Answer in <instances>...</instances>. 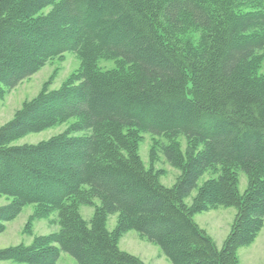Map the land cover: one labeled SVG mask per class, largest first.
Here are the masks:
<instances>
[{
    "label": "trees",
    "instance_id": "16d2710c",
    "mask_svg": "<svg viewBox=\"0 0 264 264\" xmlns=\"http://www.w3.org/2000/svg\"><path fill=\"white\" fill-rule=\"evenodd\" d=\"M67 51L80 68L0 127V198H11L0 233L28 204L31 220L57 212L60 230L0 249V264H58L61 252L145 264L119 247L131 229L173 264H238L264 226V0H0V104ZM73 118L46 140L12 144ZM146 133L181 170L174 185L145 167ZM207 171L215 176L200 185ZM86 204L96 206L90 221ZM220 205L237 209L222 248L195 220Z\"/></svg>",
    "mask_w": 264,
    "mask_h": 264
},
{
    "label": "rangeland",
    "instance_id": "374dc122",
    "mask_svg": "<svg viewBox=\"0 0 264 264\" xmlns=\"http://www.w3.org/2000/svg\"><path fill=\"white\" fill-rule=\"evenodd\" d=\"M48 10V9H47ZM31 43L41 46L42 41L32 39ZM99 65L103 69H110L116 66L112 59H101ZM81 66V60L74 51H67L64 55L52 58L43 65L36 73L22 81L17 87L9 91L0 104V127L12 119L16 112L22 108L23 104L39 95L45 88L52 90L59 88L73 73ZM75 118L54 125L39 132H31L16 139L12 144L38 143L54 135L65 131ZM87 131L76 133L82 135ZM166 142L165 140H162ZM184 152L187 151L188 144L184 137L180 138ZM154 138L149 133L142 136L139 143V154L147 169L152 168L159 172L160 181L166 186H172L181 174L178 167L171 165L163 152L157 151L153 146ZM215 176L211 171H207L199 179L201 185L207 179ZM239 190L244 193L248 186V177L244 172H240ZM195 189L186 202L191 204L196 195ZM11 198L1 197L0 206L7 204ZM95 204H99L95 200ZM36 209L35 204H28L22 212L13 220L6 223V229L0 233V249L17 244H30L36 236L47 235L60 230L58 213L54 212L49 216L33 218ZM96 211L94 205H81L82 216L90 221ZM237 209L234 206L220 205L207 211L199 212L195 215V220L215 241L218 248H222L228 237L235 219ZM31 220V221H30ZM118 214L108 217L107 226L110 231L117 227ZM29 221L31 222L28 226ZM119 247L132 255L140 258L145 264H173L171 259L165 255L160 245L151 242L143 237L136 229H131L120 238ZM238 264H264V226L257 238L248 246L238 249ZM58 264H80L74 257L66 252H61Z\"/></svg>",
    "mask_w": 264,
    "mask_h": 264
}]
</instances>
